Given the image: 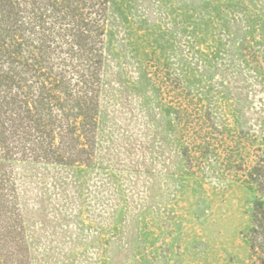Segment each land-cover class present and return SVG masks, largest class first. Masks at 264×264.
I'll use <instances>...</instances> for the list:
<instances>
[{"label":"rangeland","instance_id":"obj_1","mask_svg":"<svg viewBox=\"0 0 264 264\" xmlns=\"http://www.w3.org/2000/svg\"><path fill=\"white\" fill-rule=\"evenodd\" d=\"M103 40L90 163L0 171L26 264H260L264 0H108Z\"/></svg>","mask_w":264,"mask_h":264},{"label":"trees","instance_id":"obj_2","mask_svg":"<svg viewBox=\"0 0 264 264\" xmlns=\"http://www.w3.org/2000/svg\"><path fill=\"white\" fill-rule=\"evenodd\" d=\"M107 4L0 0V171L4 162L12 161L44 166L90 163L102 90ZM243 49L247 60L259 67L256 51ZM261 162L263 158L256 162L258 167ZM253 224L251 254L264 264L263 210H256ZM14 228L10 222L0 225V264H26L25 242Z\"/></svg>","mask_w":264,"mask_h":264}]
</instances>
